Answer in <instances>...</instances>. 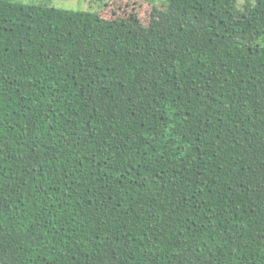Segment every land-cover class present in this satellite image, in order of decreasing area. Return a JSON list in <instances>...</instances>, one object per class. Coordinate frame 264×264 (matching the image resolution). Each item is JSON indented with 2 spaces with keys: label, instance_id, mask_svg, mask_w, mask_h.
<instances>
[{
  "label": "trees",
  "instance_id": "obj_1",
  "mask_svg": "<svg viewBox=\"0 0 264 264\" xmlns=\"http://www.w3.org/2000/svg\"><path fill=\"white\" fill-rule=\"evenodd\" d=\"M99 2L0 0V264H264V0Z\"/></svg>",
  "mask_w": 264,
  "mask_h": 264
},
{
  "label": "rangeland",
  "instance_id": "obj_2",
  "mask_svg": "<svg viewBox=\"0 0 264 264\" xmlns=\"http://www.w3.org/2000/svg\"><path fill=\"white\" fill-rule=\"evenodd\" d=\"M25 4H40V5H53L63 8H84L96 10L99 0H16ZM248 0H240L243 4ZM109 2L107 6L109 9L102 10L105 16L115 14V8H119V13L122 16H136L143 25H148L151 21L152 14L155 8L165 10L168 5V0H104ZM100 3V2H99ZM99 6V5H98ZM103 8V7H102ZM102 8H99L100 11Z\"/></svg>",
  "mask_w": 264,
  "mask_h": 264
}]
</instances>
